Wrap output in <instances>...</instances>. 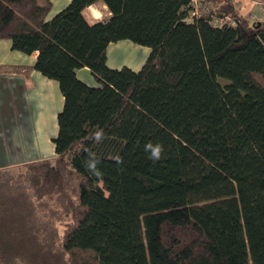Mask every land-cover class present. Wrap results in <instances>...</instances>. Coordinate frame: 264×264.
Here are the masks:
<instances>
[{"label": "trees", "instance_id": "1", "mask_svg": "<svg viewBox=\"0 0 264 264\" xmlns=\"http://www.w3.org/2000/svg\"><path fill=\"white\" fill-rule=\"evenodd\" d=\"M98 3L109 16L90 23ZM51 8L0 0V40L37 54L0 74L36 70L63 97L54 158L0 169V264H264V10L252 21L230 0H71L48 19ZM224 16L234 25L214 23ZM120 41L148 49L137 71L107 65Z\"/></svg>", "mask_w": 264, "mask_h": 264}, {"label": "crops", "instance_id": "2", "mask_svg": "<svg viewBox=\"0 0 264 264\" xmlns=\"http://www.w3.org/2000/svg\"><path fill=\"white\" fill-rule=\"evenodd\" d=\"M70 1L51 0L52 8L48 14V19L67 6ZM230 1L242 16L252 21H260L264 10V0ZM255 1L261 5H254ZM83 15L91 23L93 20L108 17L109 12L103 3H98L88 7ZM135 46L130 41L110 44L106 51L107 65L114 69L123 67L126 62L119 63L117 60L119 59L118 55H121L120 59L123 56L127 57L129 64L126 63V67L134 71L140 69L148 53L145 57L138 55L141 50ZM36 55L34 53L28 56L13 51L9 40H0V67H32ZM76 75L88 85L96 84L87 68L78 70ZM62 106L63 97L58 83L44 77L36 70L30 69L26 75L23 70L0 74V148L6 151L10 149V145L17 147L14 142L8 144L7 131L4 130L9 131L10 129L15 131L16 140L17 138L20 139L22 147L30 148L28 151L29 158L19 161L17 166L54 158L52 139L57 134V114L61 111ZM18 132H21L22 138Z\"/></svg>", "mask_w": 264, "mask_h": 264}, {"label": "rangeland", "instance_id": "3", "mask_svg": "<svg viewBox=\"0 0 264 264\" xmlns=\"http://www.w3.org/2000/svg\"><path fill=\"white\" fill-rule=\"evenodd\" d=\"M130 43H132V42H130ZM133 46H134V43H133ZM135 47H139L140 50H141L138 55H140L142 57H145V55H147L146 54V53H148L147 48L142 47V46H138V45H136ZM120 56L121 55H118L119 59L115 58V59H117L119 61V63L126 62L127 64H129V62H127V57L125 58V56H123L120 59ZM126 63L123 66H125ZM4 131H7L8 144L14 142L17 145V147H13L12 145H10V149H7L6 151H3L0 148V169H3V168L4 169H9V171L14 173L16 171H19V169L22 168L21 165L17 166V163L19 161L25 160V158H29L28 151H29L30 148L29 147L24 148V147L21 146L20 139L17 138V140H16L15 131H12L11 129L9 131L8 130H4ZM10 133H11V135H9ZM18 134L20 136L22 135L21 132H18ZM21 138H22V136H21ZM56 226H57V229H58V233L61 235V232L63 231L64 224L63 223H57Z\"/></svg>", "mask_w": 264, "mask_h": 264}, {"label": "clouds", "instance_id": "4", "mask_svg": "<svg viewBox=\"0 0 264 264\" xmlns=\"http://www.w3.org/2000/svg\"><path fill=\"white\" fill-rule=\"evenodd\" d=\"M151 148L150 157L153 160H158L162 153V146L156 145V146H149ZM89 168L95 172L96 175H99L100 173L95 168V163H90Z\"/></svg>", "mask_w": 264, "mask_h": 264}, {"label": "built area", "instance_id": "5", "mask_svg": "<svg viewBox=\"0 0 264 264\" xmlns=\"http://www.w3.org/2000/svg\"><path fill=\"white\" fill-rule=\"evenodd\" d=\"M191 2L193 3V5L195 7H198L201 5V0H191ZM254 5L259 6L261 5L259 2H254ZM214 23L216 24H220V23H227V24H232L234 25V20L230 17V16H224L223 18L220 19H216L214 20Z\"/></svg>", "mask_w": 264, "mask_h": 264}, {"label": "water", "instance_id": "6", "mask_svg": "<svg viewBox=\"0 0 264 264\" xmlns=\"http://www.w3.org/2000/svg\"><path fill=\"white\" fill-rule=\"evenodd\" d=\"M258 25H259V23H258Z\"/></svg>", "mask_w": 264, "mask_h": 264}]
</instances>
